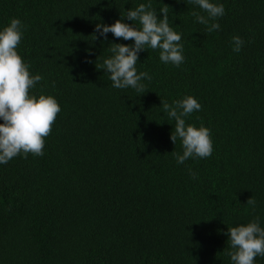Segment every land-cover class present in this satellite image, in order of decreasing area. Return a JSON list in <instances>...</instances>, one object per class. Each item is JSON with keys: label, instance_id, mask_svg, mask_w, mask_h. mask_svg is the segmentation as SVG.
<instances>
[{"label": "trees", "instance_id": "trees-1", "mask_svg": "<svg viewBox=\"0 0 264 264\" xmlns=\"http://www.w3.org/2000/svg\"><path fill=\"white\" fill-rule=\"evenodd\" d=\"M219 2L209 33L189 0H152L183 34L185 62L141 52L152 79L136 93L101 67L112 43L132 41L93 35L147 0H0V28L23 22L18 53L42 77L31 94L61 107L43 156L0 165V264H231L228 228L264 224V0ZM187 95L202 105L187 123L208 127L214 150L179 165L161 101Z\"/></svg>", "mask_w": 264, "mask_h": 264}, {"label": "clouds", "instance_id": "clouds-1", "mask_svg": "<svg viewBox=\"0 0 264 264\" xmlns=\"http://www.w3.org/2000/svg\"><path fill=\"white\" fill-rule=\"evenodd\" d=\"M189 3L200 10L191 13L194 23L204 25L209 33L220 30L217 21L226 14L223 3L219 0H189ZM24 30L25 26L18 18L11 19L8 25L0 28V165L8 164L21 154L43 156L45 137L51 133L61 111L54 96L31 94L30 90L42 77L33 75L31 65L18 53ZM94 33V40L107 41L111 33L114 38L132 41L130 44L112 43L111 55L103 60L101 67L106 70L114 89L145 92L143 81H150L152 77L146 71H138L137 64L140 53L148 48L159 50V60L165 65L180 67L185 62L183 34L177 32L170 22L168 7L157 11L152 7V0L126 10L113 24L97 23ZM232 44L233 52L239 53L245 41L240 36H233ZM88 55L92 53L88 52ZM161 102L168 119L175 122L170 140L173 144L178 139L181 142L182 154L171 153L177 164L211 157L214 150L211 130L203 124L197 127L187 123L194 112L202 109L198 99L187 95L171 104ZM188 172L192 180L199 179L196 171L189 168ZM247 203L255 206L252 198ZM225 234L231 264H257V258H264V224L260 216L246 224L228 228Z\"/></svg>", "mask_w": 264, "mask_h": 264}]
</instances>
